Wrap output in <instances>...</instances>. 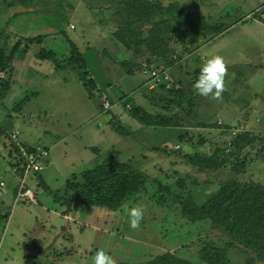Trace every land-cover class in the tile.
I'll return each mask as SVG.
<instances>
[{
  "label": "rangeland",
  "instance_id": "obj_1",
  "mask_svg": "<svg viewBox=\"0 0 264 264\" xmlns=\"http://www.w3.org/2000/svg\"><path fill=\"white\" fill-rule=\"evenodd\" d=\"M156 2L179 3L225 28L191 43L192 31L168 19L162 41L168 61L155 65L158 57L146 40L165 14L144 15L140 0H0V41L9 49L16 41L23 48L24 38L42 36L26 45L27 55L13 58L17 69L13 66L10 90L0 101L6 134L0 135V179L11 170L9 135L14 131L21 141L48 150L49 161L39 174L50 190L61 189L72 173L109 155L148 178L146 190L117 211L78 204L86 211L75 230L64 227V217L46 211L59 204L31 177L39 198L11 203L12 218L0 226V264H92L99 248L110 252L114 264L141 263L165 252L206 264L198 257L204 241L225 247L231 264H264L211 220L191 222L178 209L184 198L204 204L236 180L264 185V134H254L264 128V119L253 115L264 102V0H147L145 6ZM42 47L54 50L62 65L38 61L35 54ZM216 54L227 65L219 100L193 88L202 64ZM151 68L166 71L171 87L181 89L177 102L168 103L172 96L162 87L148 88ZM137 93L150 112L164 115L173 126L154 128L135 120L131 98ZM102 125H108L104 133H89ZM237 136L243 139L236 141ZM205 154L224 165L201 169ZM168 193L169 201H162ZM136 206L144 215L132 229L128 213ZM50 222L61 227L47 229ZM34 245L42 252L37 254Z\"/></svg>",
  "mask_w": 264,
  "mask_h": 264
},
{
  "label": "trees",
  "instance_id": "obj_2",
  "mask_svg": "<svg viewBox=\"0 0 264 264\" xmlns=\"http://www.w3.org/2000/svg\"><path fill=\"white\" fill-rule=\"evenodd\" d=\"M130 1L134 2L135 0ZM146 1L147 0H140V2L144 3L142 7L144 15H146V13L149 14L150 11L155 12L154 15L165 14L161 19L162 21L150 30L146 40L147 45L152 47L151 50L153 54L158 57L157 61H155V65L167 63L168 61L166 57L167 50L162 42L168 19L170 20L172 18L179 21L192 31L193 36L190 37L191 43H198L207 36L212 37L215 34H221L222 30L225 28L218 24H208L203 16H199L191 11H186L179 3L173 2L167 6H162L161 3L156 2L153 6L146 7ZM154 33L156 34L155 36ZM41 38L40 35L32 38H24L26 44L23 48L20 47V41H16L10 49L6 43L0 41V101L7 95L11 87L10 78L13 69V58L17 56L18 53L26 54L28 50L26 45L34 41L37 42ZM125 44L128 48L130 47V44ZM72 49L74 50V46ZM35 57L38 61L48 60L56 67L62 65V62H64L63 59H59L56 56L54 50L43 47L36 52ZM157 87H162L167 94L172 96V98L167 100L168 103L177 102L175 98H177L178 94H182L181 89L175 90L173 87L166 88L165 84H161ZM139 97L141 96L137 93L131 98L133 99L131 100V116L133 118L145 126H152L154 128L173 126L170 119H167L164 115L150 112L146 108L147 106L142 102L143 99L141 100ZM25 99L26 98H23L19 104L23 103ZM137 99L140 100V102ZM190 101L191 100H189V102ZM0 135H6L1 126ZM240 139L243 138L238 136L235 138L236 141ZM20 144L24 146L27 151L33 150V146L26 141H20ZM8 154L10 156V167L20 166V169H23L21 165L24 163V157L21 155L18 145H16V142H14L11 137ZM204 157V160L201 159L204 165L201 169L211 168V170H215L224 165L220 160H215L211 156L205 154ZM48 161L49 155L46 162ZM20 169H18L16 173H13L17 178L14 187L15 194L18 186V176L21 175L22 171ZM39 172H35L33 178H37L39 181L38 185L43 187L54 203L59 204V206L63 208V215L70 214L74 203H79L85 207L97 206L109 209L110 211H117L128 200L144 192L146 190L145 184L148 180L144 171L129 163L118 162L112 155L107 156L93 167L80 171L78 174L72 173L64 182L63 187L55 191L50 190L46 186ZM162 190H164V188ZM162 195H164V193ZM168 196L169 193L167 197L162 196L161 200L166 201L167 198L169 201ZM178 209L179 214L188 221L197 222L203 219L211 220L214 224L223 228L226 233L236 238L243 246L251 250L258 259L264 261V185L261 183L257 181L241 182L237 180L229 182L222 185L204 204L198 205L191 198L186 197L183 199ZM7 218L8 212H2L0 210L1 227L5 225ZM34 249L37 251V254L42 252V248L39 246L34 245ZM27 254L29 257L32 256L29 252H27ZM198 257L206 264H231L227 256L226 248L218 246L214 242L204 241L201 244ZM135 264L192 263L181 260L174 254L165 252L156 255L149 261Z\"/></svg>",
  "mask_w": 264,
  "mask_h": 264
},
{
  "label": "clouds",
  "instance_id": "obj_3",
  "mask_svg": "<svg viewBox=\"0 0 264 264\" xmlns=\"http://www.w3.org/2000/svg\"><path fill=\"white\" fill-rule=\"evenodd\" d=\"M227 65L224 57L216 54L208 58L201 66L198 77L194 80L193 88L198 95L219 100L225 90V76ZM130 227L137 229L143 218L144 210L136 206L129 210ZM92 264H114L109 251L99 248L92 257Z\"/></svg>",
  "mask_w": 264,
  "mask_h": 264
},
{
  "label": "built area",
  "instance_id": "obj_4",
  "mask_svg": "<svg viewBox=\"0 0 264 264\" xmlns=\"http://www.w3.org/2000/svg\"><path fill=\"white\" fill-rule=\"evenodd\" d=\"M73 27V26H72ZM160 70V69H159ZM151 68L149 71V80L147 82L148 88L153 89L161 84H165L166 88L171 87L170 78L167 73L164 74L161 70ZM161 72V73H160ZM13 141L19 147L21 155L24 157V163L20 166L11 167L12 173H16L18 169L22 170L21 175L18 176V186L15 195V202H30L38 200L39 195L36 193V188L31 183V177H34L35 172H39L45 166L49 152L41 145H31L32 151H27L24 146L20 144L19 132L14 131L10 134ZM3 185V182L0 183ZM38 197V198H37Z\"/></svg>",
  "mask_w": 264,
  "mask_h": 264
},
{
  "label": "crops",
  "instance_id": "obj_5",
  "mask_svg": "<svg viewBox=\"0 0 264 264\" xmlns=\"http://www.w3.org/2000/svg\"><path fill=\"white\" fill-rule=\"evenodd\" d=\"M263 25V24H262ZM264 26V25H263ZM264 34V33H263ZM42 37V36H41ZM42 40V39H41ZM28 54V52L25 54V55H27ZM24 55V56H25ZM18 56H16V58H14V60L15 59H18L17 58ZM22 58V57H21ZM21 58H19V59H21ZM24 59V58H23ZM26 60L28 59V58H25ZM13 60V63H12V65L14 66V69L13 70H15V69H17V67L15 66V61ZM22 60V59H21ZM15 72V71H14ZM262 99V98H261ZM261 99L260 100H258V101H256V102H254L253 103V105L255 106V104L256 105H259L260 103H261ZM264 100V99H263ZM261 104H263V105H261L260 106V109L259 110H257V108H255V113H253V115H260L263 119H264V102H262ZM257 112V113H256ZM122 117V116H121ZM136 120V119H135ZM92 126V125H91ZM107 127H108V125H107ZM107 127H105V125H102L101 127H97V130H95V131H93V130H90L89 131V133H97V134H101V133H104L105 131H106V129H107ZM264 132V128L262 129V130H258V131H255L254 132V134H256L257 136H259V134H264L263 133ZM87 133V132H86ZM88 134V133H87ZM264 138V137H263ZM20 140V139H19ZM21 141V140H20ZM28 144H33V143H29V142H27ZM39 145V144H38ZM84 147H85V149L86 148H91V144L90 145H85L84 144ZM95 149H98L97 147H92V150H95ZM263 153H264V149H263ZM9 169V168H8ZM2 179H5V184H6V189L3 191V194L2 193H0V209H1V211H2V209L5 211V212H8V218L7 219H9V218H12V211H10V210H15V207L14 208H12V206H11V203L13 204V205H15L13 202H15V192H14V187H15V185H16V177L13 175V173H12V171L11 170H9V172H8V175L6 176V177H2L0 180H2ZM15 183H14V182ZM65 182V181H64ZM9 202H10V204H9ZM20 203H25V202H20ZM20 203H18V204H20ZM27 204V203H26ZM29 204V203H28ZM78 204L79 203H74L73 205H72V208H71V212H70V214L69 215H63L62 214V211H63V208L62 207H60V208H58V209H55V210H46V211H48V212H52L53 213V215H55V216H60V217H64V219L66 220V225H64V227L65 226H74L75 227V230H76V224L78 225V222H77V220L79 219V216H82V212H85L86 210H81L82 209V207L81 208H79V206H78ZM7 205H8V207H7ZM17 205V204H16ZM45 207V206H44ZM8 209V210H5V209ZM46 208V207H45ZM46 209H48V208H46ZM50 209V208H49ZM15 212V211H14ZM89 212H90V210H89ZM83 217H85V218H87V217H89L90 216V214H86V213H83ZM37 215H35V217H36ZM43 226H45L44 224H42ZM61 227V225H57L56 223H48V227H47V229L48 228H51V229H53V230H55V229H58V228H60ZM30 231V230H29ZM28 236H31V235H28Z\"/></svg>",
  "mask_w": 264,
  "mask_h": 264
}]
</instances>
